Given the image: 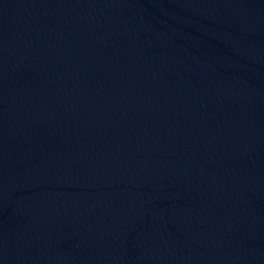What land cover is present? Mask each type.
I'll return each instance as SVG.
<instances>
[{
    "label": "water",
    "instance_id": "obj_1",
    "mask_svg": "<svg viewBox=\"0 0 264 264\" xmlns=\"http://www.w3.org/2000/svg\"><path fill=\"white\" fill-rule=\"evenodd\" d=\"M0 264H264V0H0Z\"/></svg>",
    "mask_w": 264,
    "mask_h": 264
}]
</instances>
